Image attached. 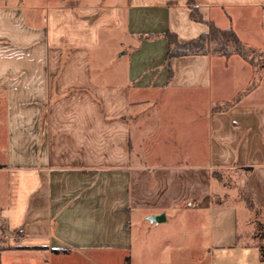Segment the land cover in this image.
Wrapping results in <instances>:
<instances>
[{
  "label": "crops",
  "instance_id": "1",
  "mask_svg": "<svg viewBox=\"0 0 264 264\" xmlns=\"http://www.w3.org/2000/svg\"><path fill=\"white\" fill-rule=\"evenodd\" d=\"M196 4L264 49V0ZM209 30L188 0L0 3L1 264H183L182 212L208 264H264V69L167 59Z\"/></svg>",
  "mask_w": 264,
  "mask_h": 264
},
{
  "label": "trees",
  "instance_id": "2",
  "mask_svg": "<svg viewBox=\"0 0 264 264\" xmlns=\"http://www.w3.org/2000/svg\"><path fill=\"white\" fill-rule=\"evenodd\" d=\"M188 5L191 10L192 20L199 23L209 24L210 30L209 32L202 34L199 38L184 42L180 41L174 32L169 31L167 33L170 45L167 54L168 60L189 55H205L208 53L218 54L226 58L236 54L251 65L257 66L253 56V54H255V49L246 45L233 28L222 29L214 22L206 20L197 6L196 0H188ZM172 73L173 72L170 70V77L172 76ZM238 100L239 96L235 100L226 102L224 105L214 107V110L226 109ZM1 252L2 249H0V264ZM261 256L262 261L264 262V246L262 247Z\"/></svg>",
  "mask_w": 264,
  "mask_h": 264
},
{
  "label": "rangeland",
  "instance_id": "3",
  "mask_svg": "<svg viewBox=\"0 0 264 264\" xmlns=\"http://www.w3.org/2000/svg\"><path fill=\"white\" fill-rule=\"evenodd\" d=\"M40 0H0V3H36L39 2ZM250 40L254 43V45L250 44L252 48L255 49V54H253L255 58V63L256 65L260 66L261 69H264V49H260L259 45L261 43V38L260 36H250ZM213 52V51H212ZM264 92V90H263ZM221 182H227L228 185H231L232 182L234 183V176L230 174H220L217 176ZM1 193V192H0ZM241 210V211H240ZM238 211V215H244L249 214L245 209H240ZM4 209L2 208L0 204V231L2 232L0 235V249H3L7 245V233L5 231V227L3 225L1 226V222L6 221L2 218ZM188 213L182 212L181 214L178 213L180 220H184V224H187L189 226V250H188V260H184L183 264H208V261H206V256L204 255V252L202 250L203 244L205 242V239L202 238L201 234L197 233V228H199V223L190 215H187ZM256 217L259 218V221L261 219V212H258L255 214ZM258 225H261L262 228H264V222L260 221ZM194 232L192 235L191 232ZM201 233V232H200ZM201 235V236H200ZM168 261V260H167Z\"/></svg>",
  "mask_w": 264,
  "mask_h": 264
},
{
  "label": "water",
  "instance_id": "4",
  "mask_svg": "<svg viewBox=\"0 0 264 264\" xmlns=\"http://www.w3.org/2000/svg\"><path fill=\"white\" fill-rule=\"evenodd\" d=\"M163 218H164L163 215L162 216H154L153 220L160 221V219H163Z\"/></svg>",
  "mask_w": 264,
  "mask_h": 264
}]
</instances>
